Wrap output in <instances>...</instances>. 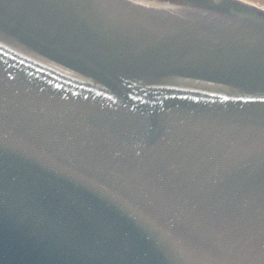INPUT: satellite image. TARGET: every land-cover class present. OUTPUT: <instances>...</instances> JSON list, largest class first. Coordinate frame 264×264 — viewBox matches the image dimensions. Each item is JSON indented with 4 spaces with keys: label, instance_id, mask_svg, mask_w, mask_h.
Here are the masks:
<instances>
[{
    "label": "water",
    "instance_id": "obj_1",
    "mask_svg": "<svg viewBox=\"0 0 264 264\" xmlns=\"http://www.w3.org/2000/svg\"><path fill=\"white\" fill-rule=\"evenodd\" d=\"M0 0V264H264V15Z\"/></svg>",
    "mask_w": 264,
    "mask_h": 264
},
{
    "label": "rangeland",
    "instance_id": "obj_2",
    "mask_svg": "<svg viewBox=\"0 0 264 264\" xmlns=\"http://www.w3.org/2000/svg\"><path fill=\"white\" fill-rule=\"evenodd\" d=\"M131 1L146 5L148 7H157L159 5L161 6L165 0H131ZM247 1H250L261 7H264V0H247Z\"/></svg>",
    "mask_w": 264,
    "mask_h": 264
}]
</instances>
